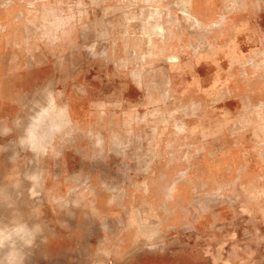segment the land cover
<instances>
[{
  "label": "rangeland",
  "instance_id": "obj_1",
  "mask_svg": "<svg viewBox=\"0 0 264 264\" xmlns=\"http://www.w3.org/2000/svg\"><path fill=\"white\" fill-rule=\"evenodd\" d=\"M0 264H264V0H0Z\"/></svg>",
  "mask_w": 264,
  "mask_h": 264
}]
</instances>
